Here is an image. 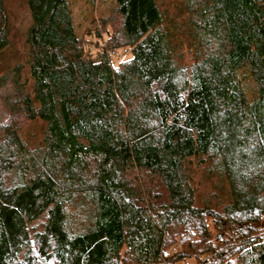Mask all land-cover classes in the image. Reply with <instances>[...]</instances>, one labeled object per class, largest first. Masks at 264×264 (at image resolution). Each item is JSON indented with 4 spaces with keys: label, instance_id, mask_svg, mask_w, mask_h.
<instances>
[{
    "label": "trees",
    "instance_id": "1",
    "mask_svg": "<svg viewBox=\"0 0 264 264\" xmlns=\"http://www.w3.org/2000/svg\"><path fill=\"white\" fill-rule=\"evenodd\" d=\"M112 1L105 46L66 0H23L0 264H264V0Z\"/></svg>",
    "mask_w": 264,
    "mask_h": 264
},
{
    "label": "rangeland",
    "instance_id": "2",
    "mask_svg": "<svg viewBox=\"0 0 264 264\" xmlns=\"http://www.w3.org/2000/svg\"><path fill=\"white\" fill-rule=\"evenodd\" d=\"M163 1L165 4L171 6L178 2V0ZM66 3L70 13L72 30L75 37L77 39L83 37L86 40H94L93 36H85V34L88 32L94 35V32H97L99 36V44L101 42L102 45L106 46V39L103 31L111 30L110 26L113 25L114 22L117 24V18L115 17L114 12V2L112 0H66ZM5 6L7 9L6 17L9 20L8 26L10 30V38L5 52L0 54V71H2L4 66L15 64L19 61L18 57H20L21 52H23L24 49V32L29 25V18L23 0H5ZM102 23H104L103 26L101 25ZM115 54L112 62L114 68L128 57L122 50H116ZM10 87L11 85H6L0 88V98L12 95V89H10ZM3 116V113L0 114V117ZM0 121L3 122L2 118H0ZM28 128L30 131L33 129L31 125ZM208 229L212 239L218 237V234H216L211 228V225L208 226ZM192 233L194 234L193 231H190V234ZM190 241L194 242V238L190 239ZM194 244L195 243H193V245ZM176 249H179L178 244H175L167 250L165 255H170ZM199 251L200 249H198L197 252ZM200 257L203 258L202 255ZM179 264H198V262L188 258L181 261Z\"/></svg>",
    "mask_w": 264,
    "mask_h": 264
}]
</instances>
